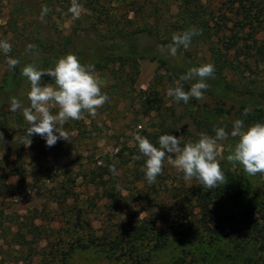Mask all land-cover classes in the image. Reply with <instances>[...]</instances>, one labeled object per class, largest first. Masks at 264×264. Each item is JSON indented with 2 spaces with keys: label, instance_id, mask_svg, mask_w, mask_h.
<instances>
[{
  "label": "rangeland",
  "instance_id": "1",
  "mask_svg": "<svg viewBox=\"0 0 264 264\" xmlns=\"http://www.w3.org/2000/svg\"><path fill=\"white\" fill-rule=\"evenodd\" d=\"M26 1L39 3L37 11H41L45 6L48 8L51 14L49 20L51 32L61 36L68 35L75 28L89 26L94 21L99 22L100 19L110 20L119 25L130 21L128 24L130 27L143 22L144 17H149V20L153 21L154 17L161 16L165 22L172 19L175 23L179 10L174 4L168 7L160 5V0ZM23 2L24 0H0V41H7L11 47L15 45L13 41L10 42L15 22L23 38L26 36L28 41H32L35 36L36 28L33 23L36 20V11L29 10L28 7L27 10H22L20 4ZM74 2L80 6L78 18L70 11ZM226 11L221 0H204L201 6L196 8L197 19L194 21H206L215 28L210 30L211 39L203 35L205 37L198 38L190 45L194 62L201 66L212 64L215 68L212 49H218L222 59L226 60L227 81L237 89L245 91L254 87L261 88L264 86V61L255 50L248 48L247 45L253 43L252 39L245 41V37L249 35L248 29L239 31V37L244 38L239 40L236 48L227 50L229 38L238 31V27L234 25V20H231L228 21L226 28L223 27L224 30L219 31L220 29L216 28V21ZM197 27V24L194 25V29ZM216 31H219L218 34H215ZM141 45H149V40L142 39ZM161 52L175 63L182 62V56L178 51L175 56L169 54L167 47L162 48ZM7 67L8 60L0 55V81ZM128 70L127 63L116 62L110 69L94 72V75L100 87H103L113 84L114 76L125 74ZM173 87L175 86L169 81L159 63L149 59L141 60L138 78L132 87H128L125 95L121 97L107 95L108 101L97 110L95 116L83 114L80 120L87 123L88 131H91L94 137L89 140L90 143L85 142L84 135L79 134L78 128H70L68 123L71 120L65 124V130L70 134V142L59 140L52 147H48L46 140L39 135L30 137L32 143L27 146L26 128L17 127L22 122L14 124L12 130L0 131V264H50L52 261L62 264L59 260L53 259V254L58 251L60 253L69 241L78 236L87 238L88 233L104 235L111 226L116 228L132 220L127 207L110 210L107 207L108 201L99 200L94 188L88 187L87 181L81 177L76 192L80 198L79 203L85 210L87 222L84 229L78 227L76 229L69 221L72 220V216L67 212V203L55 202L54 194L60 191L61 183L68 179L70 166L77 169L80 163H85L88 153L93 152L96 157L107 152L117 153L125 142L134 154H129L127 158L130 162L128 176H125V172L119 173L120 183L125 187L129 185L125 182L138 181L136 180L138 174L146 177V158L139 152L138 143L134 139L136 134L145 135L149 141L152 139L151 143L157 147L159 137L166 133L178 137L181 146L189 142L194 143V136L187 135L188 132L193 135L195 132L192 118L188 117L179 122V130L161 131L162 128L159 127L163 119L169 121V115L174 108L178 119L181 114L186 113L185 105H174L173 98L167 95L168 89ZM188 106L192 108L191 112L197 114L205 123L213 121L218 123V119L206 109L198 110L197 105L192 103ZM50 111L54 115L57 114L58 106H52ZM186 123L189 124L187 131L184 130ZM196 134L200 138L202 132ZM203 134L215 137V134L209 132ZM236 143L228 139L218 141L220 154L217 160L221 169L239 173L246 187L247 193L242 197L226 198L225 214L239 218L248 206L257 207V211L260 209V202L264 199V175H248L242 166L239 164L234 166L228 161L227 157L233 153ZM116 146L118 148L114 149ZM130 152L127 150L126 153ZM136 156L141 158L134 159ZM184 181L186 186L193 183L192 179L186 181L184 174L170 164L166 156L162 175L155 181L157 189L160 190L159 197L162 203L171 207L177 206V202L172 200L173 193L177 194L176 189ZM144 184L145 182L142 184L138 182V185ZM150 194L153 197L154 193ZM125 195L133 202V196L128 190H125ZM134 205L140 207L139 202L134 201ZM168 208L167 210H170ZM145 216L146 213H142L141 217ZM159 226H164V223L160 222ZM186 243H188L186 239L173 238L167 247L156 251L146 264H264L263 253L260 255L252 248L242 252L232 244L233 242L224 238L213 245H199V241H195L192 247ZM57 257L59 259V256ZM65 262L124 264L95 247L73 251Z\"/></svg>",
  "mask_w": 264,
  "mask_h": 264
},
{
  "label": "trees",
  "instance_id": "2",
  "mask_svg": "<svg viewBox=\"0 0 264 264\" xmlns=\"http://www.w3.org/2000/svg\"><path fill=\"white\" fill-rule=\"evenodd\" d=\"M160 1V5L166 7L171 4L179 7L175 23L172 19L165 22L161 16L154 17L153 21H150L149 17H144L143 22L130 27L128 26L130 21L119 25L110 20L100 19L99 22L94 21L89 26L75 28L68 35L61 36L51 32L49 12L41 21V11H37L39 3L33 4L24 0L20 4L22 10H27L28 7L29 10L36 11V20L33 23L36 28L35 36L32 41H28L26 36L23 38L15 22L10 39V42L13 41L15 44L14 47H11L7 55L0 50V55L6 60L11 57L19 61L14 69L8 64L0 81V131L12 130L17 122L23 123L17 125L18 128L30 126L23 117L22 109L17 112L8 110L13 98L19 100L22 107H30L28 93L31 85L28 78L22 75V70L27 65H32L38 70L54 68L58 60L67 54H74L82 65H93L94 72L106 71L116 62H125L129 66L128 72L114 76L113 84L101 87L102 93L111 97L125 95L128 87L135 84L140 73L141 60L149 59L159 63L174 86L189 69L201 66L194 62L190 46L178 50L182 56L181 63H175L165 57L161 50L172 43L174 34H183L190 30L199 33L192 37L190 45L198 38L205 36L207 39L212 38L210 30L215 27H211L206 21H194L197 19L196 8L201 6L204 0ZM221 3L227 11L216 21V28H219V31L224 30L223 27L226 28L228 21L231 20H234V25L238 27V31L229 38L227 50L236 48L239 40L244 38L239 37L238 32L248 29L249 35L245 37V41L252 39L253 43L247 46L250 50H255L264 61V0H221ZM196 24L198 27L194 29ZM202 32L203 34L200 35ZM142 39H148L149 45L142 46ZM29 45L34 47L29 49ZM212 54L215 71L214 76L206 80L210 87L204 93L205 98L203 100L190 98L186 104L183 101L177 103L173 98L174 105H185L186 113L181 114L178 119L174 108L169 115V121L163 119L159 126L160 129L162 128L161 131L179 130V122L189 117L193 119L195 132L194 135L189 132L187 135L194 136V142L199 140L196 132L216 134L217 128H224L229 133L227 139L238 142V137L230 135L234 121L242 120L245 130L255 123H264V86L247 91L237 89L225 77L226 60L222 59V54L218 49H212ZM180 83L183 84L184 90L188 91L195 81H180ZM44 85H54V80L45 76L41 80V86ZM190 103L196 104L198 110L206 109L218 119V123L216 124L215 121L205 123L199 119L197 114L191 112L192 108L188 106ZM68 124L71 129L78 128L79 134L84 135L83 139L86 143H90L89 140L94 138L84 121L71 120ZM188 126L187 123L184 125L185 131ZM150 142L153 140L151 139ZM127 150L131 152L126 153ZM129 154L134 152L125 142L117 153L107 152L99 157L93 152L88 153L85 163H80L77 169L73 166L69 167L68 179L61 183V189L54 194V200L58 204L67 203V212L72 216V220L69 221L73 228L78 227L82 230L87 222L85 210L80 205V198L76 192L81 177L87 181L88 187L94 188L99 200L108 201L107 207L110 210L127 207L132 220L116 228L111 226L104 235L88 233L87 238L78 236L66 243L64 249L60 253L58 251L59 255L55 252L54 260L66 264L65 261L73 251L95 247L124 264H146L156 251L167 247L173 238L186 239L188 241L186 244L192 247L195 241H199V245H213L224 238L233 242L232 244L242 252L252 248L260 255L264 254V199L260 202L261 207L258 211L257 207L248 206L239 218L226 215L224 211L227 197L239 198L247 193L239 173L222 169L226 183L214 190L204 188L196 178H193V183L188 186L184 181L176 189L177 194L173 193L172 200L177 202V206L171 207L162 203L157 185L149 184L146 177L141 174L136 177L138 181L125 182L129 184L125 187L120 183V172H125V176H128ZM113 165L116 174L110 171ZM138 182L145 184L138 185ZM125 190L133 196V202L128 200ZM151 192L154 193L153 197ZM134 201L139 202V208L134 205ZM144 212L146 216L141 217ZM258 212L262 214L259 215ZM160 222H163L164 226L160 227ZM50 264L56 263L52 261Z\"/></svg>",
  "mask_w": 264,
  "mask_h": 264
},
{
  "label": "clouds",
  "instance_id": "3",
  "mask_svg": "<svg viewBox=\"0 0 264 264\" xmlns=\"http://www.w3.org/2000/svg\"><path fill=\"white\" fill-rule=\"evenodd\" d=\"M79 4L73 3L70 11L78 18ZM49 9L45 6L41 10V21L44 20ZM199 33L186 31L183 34H174L172 43L167 45L168 52L175 56L183 47L190 46L191 39ZM29 45L28 48H33ZM0 50L7 55L11 51V44L0 41ZM10 68H15L19 61L9 57ZM214 66L204 64L193 67L180 77V81H195L190 90L185 91L180 81L176 86L169 88L167 95L177 103L185 104L190 98L203 100L205 91L210 87L206 80L214 76ZM22 75L28 78L31 89L28 93L30 107H22L19 100L13 98L8 108L11 112L22 109L23 117L30 125L25 129L27 146L32 141L30 137L39 135L46 140L48 147L54 146L59 140L70 142V134L65 130L69 120H80L86 112L91 116L108 101V96L101 91L97 77L94 75L93 65H82L74 54H67L60 58L54 68L38 70L32 65H27L22 70ZM50 77L54 85L41 86L43 77ZM58 106V113L52 114L50 108ZM247 112V110H246ZM215 137L201 134L197 142H189L181 146L180 139L171 134H163L158 139L159 147L154 146L146 137L139 134L134 136L138 149L145 159V176L149 184L155 183L156 178L162 175L165 157L177 170L184 174L186 181L196 178L206 189H216L226 183L225 175L217 160L218 141L228 138L229 133L224 128L215 130ZM238 137L234 151L227 157L234 166L239 164L248 175H264V123H255L245 130L244 122L236 120L230 133ZM136 156L134 159H140ZM110 171L116 174L115 166Z\"/></svg>",
  "mask_w": 264,
  "mask_h": 264
}]
</instances>
